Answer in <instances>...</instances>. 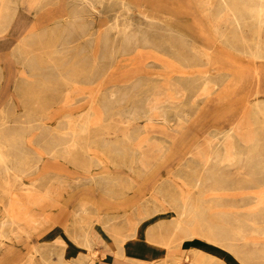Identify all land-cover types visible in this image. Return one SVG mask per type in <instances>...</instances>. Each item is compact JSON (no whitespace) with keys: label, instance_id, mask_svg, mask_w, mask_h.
<instances>
[{"label":"rangeland","instance_id":"374dc122","mask_svg":"<svg viewBox=\"0 0 264 264\" xmlns=\"http://www.w3.org/2000/svg\"><path fill=\"white\" fill-rule=\"evenodd\" d=\"M263 3L22 0L0 38V140L24 163L0 173V264L142 221L166 264H264Z\"/></svg>","mask_w":264,"mask_h":264},{"label":"crops","instance_id":"0c3cea01","mask_svg":"<svg viewBox=\"0 0 264 264\" xmlns=\"http://www.w3.org/2000/svg\"><path fill=\"white\" fill-rule=\"evenodd\" d=\"M21 4L22 0H0V38H6L9 35L14 36L15 31L19 32L20 29L22 30L24 22L22 20V16H19ZM26 35L27 34L24 33L20 35L21 39L19 40L16 48L13 49L14 52L19 51L18 49L22 47L20 41L22 40V36ZM1 51L5 52L7 51V48H3ZM97 222L104 225L103 221ZM154 222L155 221L148 223L147 221H142L134 236L125 237L113 236V234H110L108 230H106L107 233H101L93 226L91 233L93 239L90 238L92 239L91 248L86 246L84 241L78 242L69 238V242L60 251L61 253L59 256L53 258V260L55 261V264H59V260H61L62 257L66 262H82V264H91L89 263L91 261L90 257L91 254L95 252L97 253V257L96 255L94 256L95 264H166L168 263L167 259L173 255L170 254L169 251L174 247L166 246L162 243L147 239L146 231L154 224ZM104 227L106 226L104 225ZM62 233L63 232L58 231L56 228H53L45 233L43 237L44 239L39 240V242L50 241L58 236L61 238ZM97 244H100L99 248L94 247V245ZM184 244L186 245L185 247ZM209 244L210 243H207L205 240L199 238L187 239L181 244V248L188 252L201 249L208 252L212 256L218 257L214 248L212 249ZM2 255L5 256L6 253H2ZM28 259H30V257H28ZM42 260L47 259L44 257ZM38 264L42 263L38 261Z\"/></svg>","mask_w":264,"mask_h":264},{"label":"bare ground","instance_id":"6f19581e","mask_svg":"<svg viewBox=\"0 0 264 264\" xmlns=\"http://www.w3.org/2000/svg\"><path fill=\"white\" fill-rule=\"evenodd\" d=\"M262 2V1H261ZM101 3H102V0H101ZM264 4V3H263ZM263 12H264V5H262L261 6V8L259 9V11L257 12L258 14H263ZM1 16V15H0ZM262 20V22L264 21V19H261ZM1 23V22H0ZM126 31V30H125ZM28 39V38H27ZM187 45V44H186ZM164 89V88H163ZM162 90V89H161ZM166 90V89H165ZM162 92H164V91H162ZM186 95V94H185ZM185 95H184V97H185ZM150 97V96H149ZM182 100V99H181ZM149 103V102H148ZM258 104V103H257ZM259 105V104H258ZM166 106V105H165ZM143 109V108H142ZM161 110V109H160ZM142 113V112H141ZM179 114V113H178ZM183 114V113H182ZM176 115V114H175ZM6 118V117H5ZM7 119V118H6ZM1 122H3V121H1ZM5 122V121H4ZM3 122V123H4ZM22 125V124H21ZM0 139H2L1 137H0ZM248 146V145H247ZM248 149V148H247ZM20 154V153H19ZM252 154V153H251ZM246 155V154H245ZM249 155V154H248ZM7 157H8V152L4 149V145L2 144V142H1V140H0V173H7V172H10V171H21V172H23L24 171V166H23V161L21 160L20 162H19V164L17 165V166H15V165H13L12 163H11V161H9L8 159H7ZM251 157L252 156H250V159H251ZM256 157V156H255ZM254 158V157H253ZM257 158V157H256ZM255 160V159H254ZM257 160V159H256ZM216 163H218V162H216ZM250 163V162H249ZM255 163V162H254ZM214 168V167H213ZM212 171V170H211ZM26 172H28V171H26ZM205 178H207V177H205ZM206 180V179H205ZM14 193V192H13ZM13 197V196H12ZM261 197V196H260ZM195 211V209L193 210V212ZM201 217V216H200ZM3 226H5L4 224H2L1 226H0V236H1V234L3 233V231L4 230H2V227ZM215 230H217V229H215ZM213 235V234H212ZM230 238V237H229ZM187 259V258H186ZM182 264V263H181Z\"/></svg>","mask_w":264,"mask_h":264}]
</instances>
